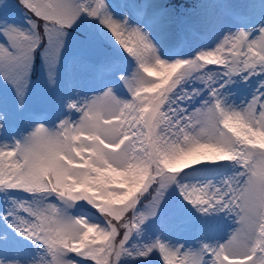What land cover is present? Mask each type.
Segmentation results:
<instances>
[{
  "label": "snow or ice",
  "instance_id": "snow-or-ice-1",
  "mask_svg": "<svg viewBox=\"0 0 264 264\" xmlns=\"http://www.w3.org/2000/svg\"><path fill=\"white\" fill-rule=\"evenodd\" d=\"M18 5L25 25L0 14V83L18 110L37 54L55 84L69 29L110 53L102 90L66 98L53 127L36 114L26 134L0 135V264H264V19L250 27L225 5L232 27L170 46L174 16L152 0ZM7 120L0 110V133ZM170 192L234 227L195 248L166 239Z\"/></svg>",
  "mask_w": 264,
  "mask_h": 264
},
{
  "label": "rangeland",
  "instance_id": "rangeland-1",
  "mask_svg": "<svg viewBox=\"0 0 264 264\" xmlns=\"http://www.w3.org/2000/svg\"><path fill=\"white\" fill-rule=\"evenodd\" d=\"M254 1H259L260 5L264 4V0ZM152 2L156 4L165 3L168 6L166 8L169 9L174 16V20L172 22H168L163 26V32L166 36V43L170 46L173 44L177 35V30L179 29L178 24L184 23L185 21H187V23H194V27L191 28L195 29V31H193L195 37H193V34H190V39L192 40L194 47L206 43V37L210 40L218 33H221L229 27H232V25L237 22L232 16L227 14L221 8V6L217 5V3L212 0H196L195 4L190 9H188V4L185 2L182 5V8L184 9V16H180V12L174 8V6L170 3V0H152ZM4 8H15L20 13H22V16L27 19L25 11L18 5V0H7V3L3 5L2 9ZM254 11V21H249L248 24L250 27L256 26L261 19H264V13L261 12L260 6L258 9H254ZM7 18L18 25L26 24L19 18ZM83 28L84 25L81 24L68 30V34L64 40V47L61 51V58L57 70L55 84L50 85L48 83L47 77L45 76L41 67L42 62L40 58H38L37 74H31L30 76V84L28 86V91L24 100V111L28 112L32 109L48 110V108L54 104H56V106L60 105L63 108V110L57 116L40 121L49 128L55 125L58 118L67 115V110L64 107L66 98L75 99L78 96L86 97L95 95L102 90V85L107 80L106 74L101 77L98 83L90 80L88 69L85 68V70L81 66L72 68L69 71H64V68L62 67L63 55H65L66 52L74 49L80 50L83 55H86L87 58L92 59H95L99 56L104 57L110 53V47L105 41L100 39L94 40L90 46L86 48L80 40V35L83 31ZM199 37H204V39H199ZM65 77L69 78L71 85L64 88L61 93L56 94V86L61 81L63 82ZM253 83H255V81H253ZM245 87V85L239 84L234 86L233 91L237 96H243L247 93L245 91ZM126 95L127 94L125 93V96ZM16 103L17 102L13 90L10 87L0 83V110L6 112L8 116L6 126L0 135H3V137L6 139V142L9 143L13 137L18 138L21 134H26L27 131H30L31 125L34 123V121L30 118H25V116L21 115L22 110L17 109ZM19 120L23 121L24 124L22 125L26 127L25 129L17 130V128L11 124L12 121ZM2 196L3 194L0 193V197ZM177 196L178 195L175 192H170L163 209L168 217L167 230L165 232L166 239L179 241L184 243L185 246L195 248L198 241H201L200 235L197 237L191 236L188 228H186L185 225L190 226L192 223L200 221L201 226H206L211 221L212 223L214 222L216 225L215 234L207 239L209 241L222 240L223 238H226L228 232H230L232 227H234L233 220L228 216H225L223 213H213L209 216H202L191 209L189 205H186L177 199ZM179 217L184 218V221H182V219Z\"/></svg>",
  "mask_w": 264,
  "mask_h": 264
}]
</instances>
